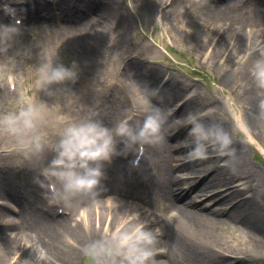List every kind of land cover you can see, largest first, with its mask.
<instances>
[{
	"label": "rangeland",
	"instance_id": "obj_1",
	"mask_svg": "<svg viewBox=\"0 0 264 264\" xmlns=\"http://www.w3.org/2000/svg\"><path fill=\"white\" fill-rule=\"evenodd\" d=\"M17 1L0 0V10L5 12V5L13 11L19 7L23 10L33 7L37 11H44L43 14L49 12L50 20L41 21L32 16L24 25H16L11 19L2 23V26H16L19 30L0 44V49H4L0 51V83L6 92L8 89L10 92L0 100V116L15 113L25 104L42 106L45 119L38 126L36 134L47 142L55 140L65 124L86 119L85 114L89 109L93 112H109V122L104 121L107 127L115 126L125 117L131 119L125 106V96L130 93L138 96L137 99L147 106L159 110L165 107V110L173 113L184 100H173L166 107L162 96L145 92L144 85L148 86L146 76L154 72H162L163 83L171 76L178 80L175 83L184 86L190 94L198 89L203 96L220 102L221 105H216L229 116L232 126L233 120L226 107V99L231 98L237 109L241 107L243 110V100L249 85L241 77L243 73L236 75L234 69L246 66V60L251 58L242 53L225 62L224 53L216 60L209 55L213 48L222 47L223 51L230 46L232 48L237 35L234 30L241 26L244 31L250 29L254 20L262 15L259 10L260 1L209 0V5L204 7H190L188 0H65L67 3L60 6L59 0ZM102 4L108 7L104 8ZM72 20L80 26H90L86 31L80 29L78 33L74 30L76 27L70 28L68 24L65 26L64 22ZM212 22L213 25L210 24ZM108 25L111 30L107 42L104 41L100 46L101 31ZM240 39L245 42L244 37ZM46 62L54 65L62 63L69 68L73 64L76 66L75 82L61 84L66 88V93L56 102H44L39 98L42 88L35 87L37 71ZM226 75L231 78L225 80ZM7 78L15 79V89L9 86V82L7 85ZM117 79L120 81L117 82ZM160 90L161 87H157L159 93ZM259 92L255 88L252 95L257 97ZM154 95L157 98L152 101L150 97ZM200 107L205 110L209 108L208 103L202 100ZM178 114L177 120L185 127L188 113ZM238 133L235 130L232 139L239 138L245 142L249 160L264 176V128L251 133L248 141H245L243 135L238 136ZM120 144H117L118 153L123 146L121 144L118 147ZM135 155L132 153L128 160H124L128 162L122 169V175L118 176L120 181L116 187L119 190L130 187L141 192L147 189L145 180L148 170L142 168L137 171L134 168L140 166L133 167L130 163ZM114 157L117 163V155H114L110 163L105 162L104 173L113 166ZM34 159L35 155L18 150L16 137L0 131V190L6 180H14L17 183L14 188L18 190L16 197L22 201V205H16L9 197H0V207L8 209V218L14 220L18 228L29 231L9 252L0 248V264H25L32 257H41L44 254L42 252H45L41 249L42 242L54 243V248L56 242L57 255L54 260L51 259V264H90L83 252L88 241L83 240L82 244L84 236L76 231L72 235L68 232L67 227L71 223L64 221L63 206L54 207L51 211L52 219L41 218L42 214L35 208L39 204L32 191L41 195L42 189L33 181L39 175V170H42L36 169L37 162ZM199 178H202L201 175ZM104 188L109 191L115 187ZM208 189L212 190L210 195L221 191L211 186ZM205 202L206 206H211L209 200ZM2 203L11 205V208L4 207ZM228 207L223 206V209ZM234 226L226 227L221 236L231 241L247 240V232ZM8 228L9 235L6 233L4 236L18 232L10 230L11 225ZM105 230H98V235ZM87 231H92L89 225L82 229V232ZM78 237L79 244L71 249L69 245L78 243ZM30 248L33 250L24 259Z\"/></svg>",
	"mask_w": 264,
	"mask_h": 264
},
{
	"label": "bare ground",
	"instance_id": "obj_2",
	"mask_svg": "<svg viewBox=\"0 0 264 264\" xmlns=\"http://www.w3.org/2000/svg\"><path fill=\"white\" fill-rule=\"evenodd\" d=\"M256 1H260L261 17L254 20L249 30L244 31L243 26L234 30L237 35L232 48L231 46L227 48L226 50H229L227 53L226 50L223 51L222 47L213 48L209 55L211 59L216 60L219 55L224 53L225 62H229L254 47L257 41H264V0ZM66 3L65 0H59L58 5ZM102 6L108 7L106 4H102ZM45 7L48 9L49 6L45 4ZM254 7L256 8L255 4ZM42 12L44 11H37L30 7L29 9H20L17 16H25V22L30 21L32 16L49 22V12L44 14ZM10 18L11 15L0 11V27H4L5 25L2 26V23L9 22ZM64 23L65 26L68 24L70 28L76 27L73 29L78 33L80 29L86 31L90 26H80L74 20ZM213 23L210 24L213 25ZM110 30L111 27L108 25L101 31L100 46L104 41L107 42ZM241 37L245 38L244 43L241 41ZM220 44L222 43L220 42ZM254 59L255 57L247 59L244 64L246 66L242 65L240 70L235 72L236 75L243 73L241 77L249 85V90L243 100L245 105L243 110L240 107L239 111L243 113L251 133L264 128V118L259 116L257 108L261 90L258 89L260 92L257 97L252 95L253 90L257 88L250 74ZM162 77V72H154L151 73V76H146L148 86L144 85L145 92L162 96L166 107L173 100L181 98L184 101L173 113L165 110V107L161 109L167 117L162 127L164 141L157 147L148 148L145 158L142 159L141 167L135 169L137 171L142 168L148 170L145 180L147 189L141 192L130 187L125 190L117 189L116 185L120 181L118 176L122 175V169L127 166L128 162L124 160H128L132 153L118 154L117 163L114 157L113 166L105 173L101 181L98 189L99 196L95 201L75 199L70 204L51 205L43 194L40 195L32 191L34 199L39 204L35 205V208L42 214L41 218L52 219L54 217H51V211L54 207L62 205L64 207L62 209L65 211L63 213L65 214L63 215L64 221L71 223L67 227L68 232L72 235L76 231L80 236H84L82 244H84L83 240L89 242L98 237V230L100 232L105 229V231H110L125 226L133 222L135 215L138 214L141 220L148 222L149 228H159L162 232L158 247L163 248L164 252L155 257L156 264H264V176L262 172L249 160L247 146L239 138L233 139L232 147L236 149L235 158L217 157L215 152H211L207 160H191L188 156L191 145V137L187 134L188 126L183 127L177 120L178 113L204 112L205 109L200 107V101H206L209 108L214 111L210 116H205L202 122L208 126H219L231 136L235 130L229 121L231 120L229 116L216 105H221L220 102L203 96L198 89L194 91L195 93L190 94L184 86L175 83L178 80L171 76L163 83ZM228 78L231 76L226 75L225 80ZM157 87H161L160 93L158 91L151 92V89L157 90ZM65 89L63 85L42 88L39 98L46 103L56 102L64 96ZM7 92L0 83V100L7 96ZM130 94L125 96V106L132 117L124 119L139 122L143 118L144 108L155 109V107L145 105L142 100L137 99L138 96ZM150 98L154 101L157 97L154 95ZM97 113L98 117H96ZM85 117L98 118L105 123L109 122L111 115L109 112L102 113L98 110L93 112L89 109ZM237 135L242 134L238 133ZM54 141H49L48 144ZM120 146L121 144L118 147ZM52 156L53 153L47 148L42 156L35 155L36 169L42 170L46 167ZM222 160H228L227 167L220 165ZM199 175L202 178H199ZM19 178L21 179V177ZM16 184L14 180H6L0 190V197H9L16 205H22V201L16 197L18 192L17 188H14L17 186ZM209 186L216 187L221 191L210 195L212 190L208 189ZM104 187L115 188L105 191ZM206 200H209L211 206H206ZM2 204L4 207L10 206L9 208H11L9 204ZM223 206L229 207L223 209ZM7 210L0 207V248L9 252L17 242L24 238V233H29V231L21 227L19 229L17 223L8 218ZM233 224L238 230L247 232V240L231 241L221 236L226 227ZM10 225V230L18 232L4 236L9 231L8 226ZM88 225L92 229L91 233L89 231H87L89 234L82 232V229ZM7 235L9 234L7 233ZM79 237L77 240L75 239L78 243L73 242L69 245L71 249L79 244ZM39 246H36L35 249ZM41 249L45 250L41 257H32L25 264H51V259L54 260L57 255L56 242L55 248L54 243L42 242ZM31 251L26 256L23 255L24 259Z\"/></svg>",
	"mask_w": 264,
	"mask_h": 264
},
{
	"label": "clouds",
	"instance_id": "obj_3",
	"mask_svg": "<svg viewBox=\"0 0 264 264\" xmlns=\"http://www.w3.org/2000/svg\"><path fill=\"white\" fill-rule=\"evenodd\" d=\"M189 6L204 7L209 0H188ZM6 14L13 10L4 6ZM20 21L16 20V25ZM0 44L18 32L16 26L0 27ZM4 49H0L3 51ZM248 58L255 57L250 74L257 89L261 90L257 108L258 114L264 118V41H257L254 47L247 50ZM239 66L234 71H239ZM76 66L66 67L62 63H44L37 71L35 87L50 88L66 82H75ZM157 90L151 89V92ZM226 107L232 116L234 129L240 132L245 141L251 138V130L235 101L226 99ZM212 108L204 112H189L185 117L188 136L191 137L188 156L193 161L209 159L211 152L217 157H236V149L232 147V136L219 126H208L202 121L213 113ZM99 114H96L98 117ZM44 109L35 103L23 105L17 112L0 116V131L17 138L18 150L25 154L40 155L46 148L53 153L51 160L34 183L42 189V194L49 204H70L75 199L95 201L101 181L104 178V164L110 163L114 155L137 154L145 158L148 148L161 145L164 141L162 127L166 115L159 109H143V118L139 122L127 119L119 121L113 127H107L102 120L94 117L77 120L65 124L54 142L48 144L36 134L38 126L44 121ZM123 149L117 152V144ZM138 167V162H130ZM222 167L228 166V160H222ZM159 228H149L148 222L135 215V220L114 230L103 232L90 240L83 247L84 255L90 264H156L155 257L164 252L159 237Z\"/></svg>",
	"mask_w": 264,
	"mask_h": 264
}]
</instances>
